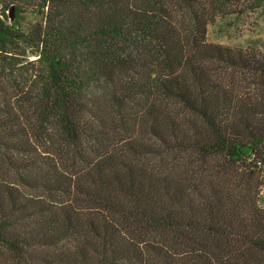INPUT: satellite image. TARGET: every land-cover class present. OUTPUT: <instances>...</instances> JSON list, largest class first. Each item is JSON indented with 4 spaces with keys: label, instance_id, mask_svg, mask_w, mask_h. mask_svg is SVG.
Returning a JSON list of instances; mask_svg holds the SVG:
<instances>
[{
    "label": "trees",
    "instance_id": "trees-1",
    "mask_svg": "<svg viewBox=\"0 0 264 264\" xmlns=\"http://www.w3.org/2000/svg\"><path fill=\"white\" fill-rule=\"evenodd\" d=\"M262 3L0 0V264H264Z\"/></svg>",
    "mask_w": 264,
    "mask_h": 264
},
{
    "label": "rangeland",
    "instance_id": "rangeland-1",
    "mask_svg": "<svg viewBox=\"0 0 264 264\" xmlns=\"http://www.w3.org/2000/svg\"><path fill=\"white\" fill-rule=\"evenodd\" d=\"M38 21L39 17L28 11L10 14L8 24L16 30L29 31ZM207 39L210 43L233 48L255 45L264 50V0L261 7L254 11L218 17L208 26ZM262 169L264 177V167Z\"/></svg>",
    "mask_w": 264,
    "mask_h": 264
},
{
    "label": "built area",
    "instance_id": "built-area-1",
    "mask_svg": "<svg viewBox=\"0 0 264 264\" xmlns=\"http://www.w3.org/2000/svg\"><path fill=\"white\" fill-rule=\"evenodd\" d=\"M258 166L261 167V168L264 167L261 162L258 163ZM261 197H262L261 199H262V202H263V205H264V186H263L262 191H261Z\"/></svg>",
    "mask_w": 264,
    "mask_h": 264
}]
</instances>
